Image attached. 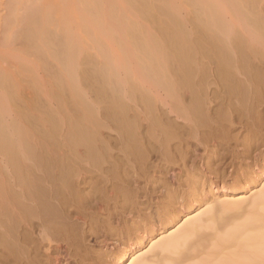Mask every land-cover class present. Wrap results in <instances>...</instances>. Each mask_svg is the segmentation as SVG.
Returning a JSON list of instances; mask_svg holds the SVG:
<instances>
[{
  "label": "bare ground",
  "instance_id": "6f19581e",
  "mask_svg": "<svg viewBox=\"0 0 264 264\" xmlns=\"http://www.w3.org/2000/svg\"><path fill=\"white\" fill-rule=\"evenodd\" d=\"M22 1L13 0L12 4L15 3L17 8ZM258 2L42 0L41 3L35 2L34 6L32 2L30 9L25 5L24 10L28 8L29 12L21 21L23 42L25 40L22 45L26 47L27 42L26 49L33 50L28 51L22 46L21 50L25 51L20 52H33L35 61L43 62L47 69L55 62L58 65V71L50 68V72H58V78L54 75L57 80L53 74L50 77L56 83L58 81L54 87L60 89L57 87L56 92L52 89L51 94L58 102L57 110L56 114L45 113V122L54 135L63 131V125H66L65 141L72 147L57 145L39 152L37 144L30 141L31 132L27 128L17 122H8L7 93L12 94L19 86L16 85L18 82L14 83V77L11 78L14 82L10 79L12 74L0 69L4 71L0 73V156L5 161V166L0 163V264H70V253L75 248L76 253L79 248L90 249V243H85L90 240L88 237L91 236L94 245L106 246L110 242L108 235L114 236L118 225L133 219L138 210L148 212L143 209L150 201V186H137L141 162L150 155H166L172 141L178 137L180 145L187 142L184 137L187 132L177 130L181 128L179 121L172 119L170 114L183 119L193 132L208 127L207 136L218 132L220 138L219 131L229 127L249 131L251 135L248 132L246 140L252 147H222V151L216 147L206 148L205 153L195 154L194 160L202 161V167L207 170L203 176H206L209 190L200 187L201 178L195 175L189 177V184L182 182L185 189L164 187L162 196H171L173 201L184 200L189 194L208 193L216 197L219 189L240 191L236 185L247 189L257 181L246 174L244 180L233 188L221 185L212 180L218 177L212 162L224 160L225 164L232 157L229 164L234 169L238 161H246L248 168L252 166L256 170L260 164L264 165V147H253L257 144L256 139L258 141L257 132L264 130V8H259ZM21 6L18 7L21 9ZM11 20L5 21V26L8 27ZM202 31L209 37L205 46L210 45L208 51L215 64L213 67L200 63L208 52L200 49L201 40L208 38H201ZM9 34L4 35L6 40L14 38ZM52 61H55L53 65ZM95 78L99 79L101 86L93 91L91 86ZM16 90L18 88L14 92ZM91 91L95 92L94 97ZM104 102L107 105L103 107L100 104ZM158 108L160 113H157ZM226 119L230 122L229 127ZM109 121L118 128L123 155L105 163L102 158L111 150L100 136ZM178 150L182 158L187 157V151ZM183 172L180 169L175 173L174 170L173 176L181 179ZM153 189L157 190L158 186ZM144 197L148 200L142 199ZM252 198L251 209L240 222H236L237 218L231 214L229 219L222 218L220 224H215L219 222V214L238 209L243 199L224 198L215 202L214 213L204 219L205 212L201 213V210L190 214L178 231L152 244L153 250L159 247L163 251H174L183 244L184 249L177 250V257L163 258L162 255V261L155 260L156 263L264 264V188ZM163 202H156L157 210L164 208ZM175 217L176 214L165 216L162 219V223L167 222L164 227L174 222ZM151 218L152 214L136 216L131 224L127 222L128 228L122 226L120 233L117 230L119 235L117 232L115 235L120 240L122 234L136 230L137 233L146 228L145 234L149 231L147 224L152 225V232ZM204 220L218 225H214L213 233L210 230L213 226L209 222L211 227L206 222L203 224ZM207 227L210 234L202 231ZM204 238L207 242L202 245ZM143 242L140 238L128 244L129 248H120L116 253V264H126L133 250ZM91 253L93 251L81 252V260H78L90 258ZM94 254L97 258L92 259L96 261L102 252L98 250ZM145 260L144 256H139L132 264H147Z\"/></svg>",
  "mask_w": 264,
  "mask_h": 264
},
{
  "label": "rangeland",
  "instance_id": "374dc122",
  "mask_svg": "<svg viewBox=\"0 0 264 264\" xmlns=\"http://www.w3.org/2000/svg\"><path fill=\"white\" fill-rule=\"evenodd\" d=\"M12 1L13 0H0V66H1L0 69L4 70L6 74H7V72L10 75L12 74L13 76L10 77V79L14 77L13 79H14V81L15 80L16 81L14 82L13 79H11V80L14 83L18 82V84L16 83V85L19 86V87H16V85L13 84L14 87L18 88V90H16V92H14L16 88L14 89V91H13V88H12V91H13L12 94L7 93L8 97L7 96L6 97H7V99L9 98L8 99V101H9L8 104H9V107H10V113H9V115L6 116L7 120H8V122L9 121L10 122L13 121V122L20 123L22 126L27 128L31 132L30 141L31 142L34 141V143L37 144V146H38L37 149H38L39 152H40L41 149H43V151H44V149H46V150L47 149L49 150L50 148L53 149L52 147H56L57 145H58V147H72L65 141V138H66L65 135L67 134L66 125H63V128H62L63 131H60L61 133L59 132L60 135L58 133L56 135H54V133H52V131L48 129L49 128V126L47 125L48 123L45 122L46 121L45 118L47 117V115L48 114H52V113L56 114L55 110H57L58 102H56V99H54L55 101L52 99L54 97L51 94H53L52 93L53 92L52 89H54L55 92L58 91V90H55L58 86H56V88L54 87L55 86L54 84L57 85L58 81L56 83L55 80L50 79V77L56 75L57 78H58V72H54L55 69H52V68H56L57 69L56 71H58V69H59V68H57L58 65L56 64L55 61H52V65L55 62L56 66L53 65L52 68H51V67L46 65L47 67H49L47 69L46 67H43V64H44L43 62L41 64V61H40V64H39V61H37L38 59H36V61H35V54L33 56V54H32L33 52H27V51L25 52V54L27 53V55L28 54L29 55L32 54L30 56L29 55L25 56V54L21 53V52L25 51V50H21L22 46L25 43V40L23 42L24 38L22 37V33H21L23 31V30L21 31V28H23L22 27L23 24L21 23L22 17L24 18L25 14H27L29 12L27 10H29L30 7L32 8V6H31L32 2H33V6H34V4H36L35 2H38V3L40 2L41 3L42 0H37V1L36 0H25V1L23 0L24 1V2L22 1L23 4H18L17 8L15 6V3H14V5L12 4L13 3ZM258 1H259L258 2L259 6H261V7H259V6L258 7L259 8H262V7L264 8V6H263L264 5V0H258ZM25 2L27 4H24ZM7 3H9V4H7ZM16 4H17V2H16ZM7 5H8V9H10L9 11L11 12L10 15H9L8 9L6 8ZM21 5H23L24 7L21 6ZM25 5H26V7H29V9L27 8V9L24 10V8H26ZM18 6H21V9ZM263 8H262V10H263ZM15 9H17V10L19 9L18 11H20V12L18 13L17 10L14 11ZM17 13L20 14V15L18 16ZM12 16H14V18ZM3 18H4V20H3ZM6 18H8V19L10 18V19L8 20ZM11 19L12 20L14 19V20L12 21ZM10 20H11L10 25L8 27L5 26V24H6L5 21H10ZM13 22H14V26H13ZM11 25H12L13 28L10 27ZM5 28L6 29L8 28L7 30H9L8 32H10L11 34H9ZM202 30H204V28ZM8 34H9V37L11 35V38H13V37L14 38L12 40L7 38L8 40H6V37L8 36ZM202 34H203V31H202ZM202 34H201V38L204 37V36H205V38L208 37V35L206 33H204L205 35L203 34V36H202ZM4 35H7V36L5 37ZM207 39H208V41H207ZM202 40H204V38ZM202 40H201V48L200 49L202 51L206 50V52H207L208 51V47L210 45H208V46H205V45L209 43V37L205 39L206 42H204L205 40L203 41L205 44L202 42ZM22 43H23V45H22ZM26 44L29 46V43L26 42ZM202 44H204V45L202 46ZM27 45H26V47H27ZM24 47L25 46H23V49H24ZM26 47H25V49H26ZM31 49L32 48H30V50L29 49H26V50L32 51L33 49L32 50ZM20 50H21V52H20ZM208 54H209V56H208ZM210 55H211L210 51H208L206 54H204L205 57L203 56V58L201 59V62H200L201 64L203 62V64H202L203 66L207 67V65L209 64V66L212 65L210 67H213L215 65L213 62H211V59H210L211 56ZM27 58H29V59H27ZM36 64H37V66H36ZM50 64H48V65H50ZM21 66H22V68H21ZM32 67H33V69L31 70L30 68H32ZM50 68L52 70H54V71L50 72ZM6 69H8V70H6ZM26 70H27V72H26ZM4 71L0 70V73L1 72L3 73ZM28 71L29 72L31 71V73H29ZM45 71H46V73H45ZM35 72H36V74H35ZM32 73H33V76H32ZM34 74H35L36 77L34 76ZM51 74H53V75L51 76ZM10 75H8V76H10ZM197 77H196V79H197ZM57 78H56V80H57ZM34 79L38 83L34 82ZM28 80H30V81H28ZM39 80H40V82H39ZM95 80L96 81H94V79H93L94 83L92 82L94 84L93 86H95V87L91 86L93 91L97 87L101 86V83H100L99 79L97 80L95 78ZM51 81H53V84H52ZM36 84H37V87H36ZM39 86L42 89H39L40 88ZM49 87H51V88L49 89ZM52 87H54V88H52ZM91 87H90V89H91ZM1 89H2V87L0 88V90ZM57 89H59V87ZM40 90H42V91H40ZM93 91H91L92 93L91 92L90 93L93 94ZM13 93H15V94H13ZM160 93H162L161 96L165 98L166 95L164 94V92L161 91ZM34 94H37V95H34ZM66 94H67V92L64 95H66ZM94 94H95V92H94ZM94 94H93V97L95 96ZM10 97H11V99H10ZM34 97H35V99H34ZM167 100H172V99L170 97H167ZM48 102H49V104H48ZM105 104H106V102L101 103L100 105L106 106L107 104L106 105ZM43 105H44L45 108L43 107ZM160 112H161V110H160V108H158L157 113H160ZM19 113H20V115H19ZM25 113H27V114H25ZM40 113H41V115H40ZM170 115H171V117H173L172 119H176L177 121H179L178 125L181 128H179L177 130L180 133H181L180 130H182V129L187 132V133H185V136H184L187 139V142L185 144L180 145V143H179L180 139L178 137V139H175V140L172 141L174 143L175 147L173 146V143H171L172 144V147H170L171 149L163 157H158V156L155 157L154 155H150L146 161H144V160L142 161L144 165L141 162V166L140 167H142V168H139L141 170L140 171L141 173L138 171L139 175H137L138 179H139V183L137 184V186H140V187H146V186L149 187L150 186V190H149L150 201L145 203V205L147 204L146 205L147 207L145 208L146 210L143 209L144 211H148V212H146V213L145 212H139V210H138V212L136 213L137 214L136 216H141L142 217V216H146L148 214H152V218L153 219L152 218L151 219H152V221L154 220L155 223L152 222V221L150 223L154 224V229H153L154 231L151 232L150 228H151L152 225L151 224H147L146 227L149 228V231L145 232V234H144L143 231H145L147 229L143 228V229H140L141 231L139 230L137 233H136V231H137L136 230L135 232H133L131 234H124V236L122 234L121 236H122L123 239L121 238L120 240H118L120 237L116 236L115 234H117L119 231L121 232L122 231L121 228H123L122 226H124V225H125L126 228H128L129 224H127V222L131 224V222H133L134 219H136V216H135V217H133V219H131L132 221L129 220V221H126V223L123 222L122 224L118 225L116 231H114V236H112L113 234L112 235H110V234L108 235V239L110 240V242L106 246L103 245V244L102 245L100 244L99 246L98 245H94L93 241H91V236L88 237V239H90V240L87 239L88 241H86L85 243H87V244L90 243L88 245V246H90V249H89V247H87V244H86L85 246L87 247V249L85 247H83V250L84 249L85 250H89L90 252L93 251V254L96 251L100 250L102 252V255L99 256L100 258H98V260H96V261H94L92 259V258L96 257V254H94L95 256L92 257L93 254L91 253V257H90L91 259L88 258V259H85V260L80 262L81 259H80L79 255H80L81 252L84 253L85 250L83 252L82 248H79V250L80 249L81 250L80 251L77 250L78 252L76 253L74 251H76L77 248L74 249L73 245H71L72 248L69 246L71 248V250L74 249L70 253V257H71L70 264H78V263L81 264L82 262H85V263H82V264H86V261H88L87 264H116V253L121 250L120 248L125 247V246L127 248H129L128 244H131L133 241L135 242L137 240H140V238L143 239L144 242L142 243L141 246L137 247V249L133 250V254L131 255V257H129V259H127L126 264H132L133 261L136 260V258L139 257V256L140 257L144 256V259L146 258L145 262L147 264H160V262L162 261L160 259L162 257V255H164L163 258H166V257H169V258L177 257L178 254H179L178 252L181 251L182 249H184V247H185L184 244L181 245L182 247L179 246V249H176L174 251H165V250L163 251V249H161L159 247L155 248L153 250L152 246L154 245V243L159 241L160 238L162 239L163 237H165V236H167L169 234H173V232L178 231L181 228V226H183L185 224V222L189 218L190 214L191 215L196 214L198 211L200 212V210H201V213L205 212L202 215V218L203 217L207 218V217L211 216L214 213L213 210H215L214 209V204H216L215 202L219 203V201H223L225 199L226 200L243 199L242 206L239 207L238 209L235 208L234 210H232V212H231V210L228 211L225 215L224 214H221V215L219 214V217H218L219 222L217 221V222H215V224L216 223L220 224V222H221L220 219H222V218H225L226 220L229 219L231 214L235 218H237L236 222L237 221L240 222V221L245 219L246 213L251 209V207H250L251 206V202L250 201H251V199H253L252 196L256 192L261 191L264 188V165H262V164H260V168L258 170H256V169H254V167L251 168L252 166H249V168H248V165H247L246 161H243V162L242 161H238L236 163L237 167L234 169V167H232L229 164V162H230L232 157H230L226 161L225 164H223L224 160H217V161H213L212 162V165L218 171V173H217L218 177L215 176V177L212 178V180H216L221 185L225 184V186H228L229 188H233L234 187L233 185H236L238 182H240L241 179L244 180L245 176H247L246 174H248V176L251 175L250 177H253L254 180H257L255 183L250 184L247 189L246 188H244V189L242 188L241 189L240 185H236V188L237 187L240 188V191H229V189L228 190L219 189L216 192V197H215V195L212 196L211 194H208V193L207 194L203 193V194H201L199 196H190L191 194H189V195H187L185 197V199L187 198L186 200L185 199L184 200L183 199H178V200H175V201H173L171 196L166 197L164 194L162 196L161 192L165 190L164 187H170V189L173 188V190L174 189H180L182 187L184 188V185L182 184V182H184V184L188 183L190 181L189 177L195 176V175L198 178H201L200 187L202 189H203V187H205V188H207V191H208L209 190V186H206L207 185L206 176H203V173H206L207 170H205V168L202 167V161L194 160L195 154L205 153V149L208 148V147H216L215 149H217L219 151L223 150V149H221L222 147H233L234 149H235V147H237V149H239V147H252V146H250L249 141L246 140V139L249 138V135H251V133L249 131L246 132V130H243V129H240V128L239 129L235 128V129L231 130L232 127L231 128L229 127L230 122L226 119L225 122H226V124H228L229 128H226L225 131H223V132L219 131V135L221 134L220 138L217 137L218 132H216L217 133L216 135H211V136L208 135L207 136V132H208V129H209L208 127L206 128V127L203 126V127H201V129H198L197 131L193 132V131L190 130L189 125L185 124V121L183 119H181V118L177 119L176 116H174L175 114H173V115L170 114ZM21 117H22V119H21ZM26 117H28V118H26ZM57 117H58V115H57ZM107 124H108V126L110 125V127H108V126L104 127L103 128V132H102L103 136H100L101 138L104 137L103 140L104 141L106 140L105 142L109 144V145L107 144L106 146L107 147L110 146L109 148L111 150V152H109V154H107V156H104L102 158L103 162H105V163L113 160L115 157L116 158H120L121 155H123V152H121V150H120L121 145L119 144V139H118V136H119L118 128L115 126V124H112L110 121L107 122ZM46 131H47V133H46ZM248 132L250 133L249 135H247ZM39 133H40V135H39ZM255 133H254V137L257 136L259 143H258V141L256 139L257 144L256 145L253 144V147H264V139H263L264 138V130H263V132H262V130L257 132V135ZM260 133H261V135H260ZM32 135H33V137H32ZM214 136H216V137L214 138ZM222 136H224V138ZM39 137H40V139H39ZM46 138H47L48 141L46 140ZM38 139H39V141H38ZM55 140L59 144H57V142ZM252 142H254V140H252ZM50 143H52L53 145L50 144ZM54 143H55V145H54ZM79 147H83V146H79ZM178 149H181L183 152L185 151V153L187 151V153H188L187 157L186 158H182L179 155V153H178V151H179ZM157 150H158V148H157ZM0 160H1L0 163H3V165H4L5 161L3 162V157L0 156ZM250 160L251 159H248V161H250ZM158 167H163V168H158ZM180 169L184 170V172L182 174L181 179H178L177 177L173 176V171L175 170V173H176ZM237 170H239L240 172L239 171L237 172ZM235 171L238 174L235 173ZM196 172H198V173H196ZM239 173L240 174L242 173V176ZM37 174H40V171H37ZM188 184H187V187H188ZM153 186H158V189L154 190ZM17 189H19V188H17ZM127 194H129V192ZM188 196H190L189 197L190 199L188 198ZM136 198L138 200L141 199V198H138V197H136ZM136 198H134V199H136ZM142 199H144V200L147 199L148 200V198H145V197L142 198ZM159 201H162V202L164 201L163 202L164 203L163 207L165 209L164 208L163 209L160 208V210H157L156 202H159ZM183 201L184 202L186 201L187 203L186 202L184 203ZM29 202H31V201H29ZM141 206H143V205H141ZM211 207H213V209ZM143 210H141V211H143ZM136 211H137V209H136ZM139 213H140V215H139ZM141 214H143V215H141ZM168 214H170V216H173V215L176 214V217H175L174 222H172L167 227H164L167 222L166 223H162V219H165V216H167ZM101 217H105L106 218V216H101ZM206 220H204V222L202 221V223L205 224V222L206 223L209 222L213 226V230L210 229L209 227H207L206 230L204 228V229H202V231H204L206 233H209V234L212 231L211 233H213L215 231L214 228L217 227L218 225L216 226L211 221H206ZM210 224L207 223L206 225L210 226ZM148 225L149 226L151 225V226L148 227ZM214 225H215V227H214ZM202 228H203V226H202ZM209 229L211 231H209ZM117 230H118V232H117ZM115 232H117V233H115ZM141 232H142V234H141ZM204 232H202V233H204ZM119 233L117 235H119ZM130 235H132V237ZM204 235H205V233H204ZM206 235H208V234H206ZM203 240H202V245H203V243L205 241L207 242V240L205 238ZM67 245H69V244L67 243ZM202 249H203V246H202ZM177 250H178V252H177ZM173 252H177V253H173ZM78 259H80V260H78ZM89 259L91 261H89ZM155 260L156 261L160 260V262L156 263ZM76 261H78V262H76Z\"/></svg>",
  "mask_w": 264,
  "mask_h": 264
}]
</instances>
